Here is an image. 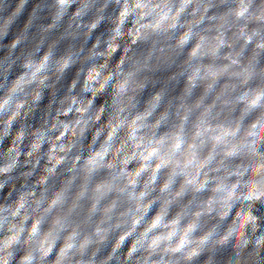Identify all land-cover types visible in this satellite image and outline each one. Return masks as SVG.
I'll use <instances>...</instances> for the list:
<instances>
[{"label": "clouds", "instance_id": "obj_1", "mask_svg": "<svg viewBox=\"0 0 264 264\" xmlns=\"http://www.w3.org/2000/svg\"><path fill=\"white\" fill-rule=\"evenodd\" d=\"M0 264H264V0H0Z\"/></svg>", "mask_w": 264, "mask_h": 264}]
</instances>
